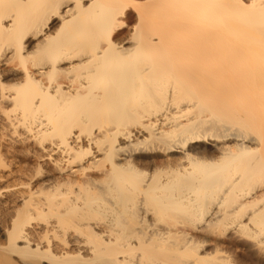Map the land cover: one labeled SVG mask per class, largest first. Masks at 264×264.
I'll list each match as a JSON object with an SVG mask.
<instances>
[{"label": "bare ground", "instance_id": "6f19581e", "mask_svg": "<svg viewBox=\"0 0 264 264\" xmlns=\"http://www.w3.org/2000/svg\"><path fill=\"white\" fill-rule=\"evenodd\" d=\"M0 127V264H264V0H0Z\"/></svg>", "mask_w": 264, "mask_h": 264}, {"label": "rangeland", "instance_id": "374dc122", "mask_svg": "<svg viewBox=\"0 0 264 264\" xmlns=\"http://www.w3.org/2000/svg\"><path fill=\"white\" fill-rule=\"evenodd\" d=\"M0 129H1V127H0ZM1 131H2V130H0V134H1V135H0V139H1V140H0V143H1V144H4V142H5V145L11 144V143H8L9 140L7 141V138H8V137H2V136H3V134H2L3 131H2V132H1ZM3 138H5V139H4V141L2 142ZM6 141H7V143H6ZM17 144H18V146H17ZM15 145H16V148L18 147L17 149H21L20 146H19V145H21L20 143H16ZM30 145H32L31 147L33 148V150H34V149L36 150L37 147H35V145H33V144H31V143H30ZM22 146H25V147L27 148V145L22 144L21 147H22ZM33 146H34V147H33ZM23 148H24V147H23ZM29 157H32V156H29ZM10 158H12V160H13V161H12V165H13V166L11 165V167H7V168H4V169L2 170V173H3V174L1 173L0 176H1L3 179L1 180V177H0V188H1V185H2V187L6 186L8 182H9L8 184H10L11 182L13 183V180H12V179H14L17 175H19V177H20V175H21V172H17V171H19L18 167L22 165V164H20V163H21L20 160H19V159L15 160L16 158L12 157L11 155H10ZM32 158H33V157H32ZM27 160H28V161H31V158H27ZM16 161H18V162L15 163ZM19 162H20V163H19ZM13 163H14V164H13ZM18 163H19V164H18ZM31 163H32V161H31ZM23 166H24V164L22 165V167H23ZM11 169H12L13 171H12ZM16 169H17V170H16ZM22 169H23V168H22ZM9 171H10V172H9ZM14 171L17 172V173H16V176H14V174H15ZM7 172H8V173H7ZM12 172H13L14 174L11 175ZM4 173H5L7 176H8V175H9V176L7 177ZM18 173H19V174H18ZM2 175H3L4 177H3ZM13 176H14V178H13ZM25 177H26V176H25ZM17 178H18V176H17ZM7 180H8V182H7ZM16 180L19 181V178L16 179ZM18 181H15V179H14V183H16V182H18ZM12 183H11V184H12ZM3 185H4V186H3ZM0 199H1V198H0ZM0 208H2V207H0ZM3 209H4V208L0 209V212H1V213H0V216L3 215V214H2ZM4 210H5V212H6V209H4ZM10 210H11V209H10ZM10 210H9V212H8V210H7V212H6L2 217H0V220H1V221H0V225H1V227H2V230H1V228H0V240H1V237L3 238L2 240H5V239H6V238H4V236L6 237V234L4 233V229H3V228L6 227V224H8V220L10 219V216H8V215H10ZM3 213H4V211H3ZM7 213H8V215H7ZM6 215H7V216H6ZM8 217H9V218H8ZM3 218H4V219L6 218V219L3 220ZM2 220H3L4 222H2ZM5 221H6V222H5ZM3 223H4V225L2 226ZM2 232H3V233H2ZM2 235H3V236H2Z\"/></svg>", "mask_w": 264, "mask_h": 264}]
</instances>
